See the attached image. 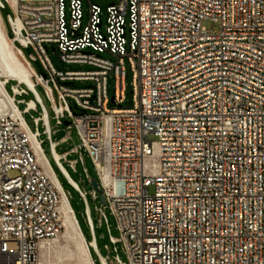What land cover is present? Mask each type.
I'll return each instance as SVG.
<instances>
[{
    "label": "built area",
    "instance_id": "1",
    "mask_svg": "<svg viewBox=\"0 0 264 264\" xmlns=\"http://www.w3.org/2000/svg\"><path fill=\"white\" fill-rule=\"evenodd\" d=\"M82 1L0 0V14L6 5L12 11L11 35L5 29L31 81L10 77L3 84L0 264H81L40 254L43 242L61 240L66 229L59 184L70 202L42 133L86 205L90 241L73 210L88 250L84 264H264V0H119L105 17L90 4L86 24ZM49 44L63 61L92 68H55ZM30 45L44 63L40 75L22 53ZM126 59L133 73L129 108L122 106ZM36 84L44 87L57 124L69 121L77 130L81 142L70 152L82 162L85 152L95 164L104 207L120 231L118 238L110 234L113 256L97 246L86 192L70 182L63 165L68 152H56L59 142ZM110 101L119 106L108 107Z\"/></svg>",
    "mask_w": 264,
    "mask_h": 264
},
{
    "label": "rangeland",
    "instance_id": "2",
    "mask_svg": "<svg viewBox=\"0 0 264 264\" xmlns=\"http://www.w3.org/2000/svg\"><path fill=\"white\" fill-rule=\"evenodd\" d=\"M118 2L119 0H83L82 1L83 23L86 24L88 22L90 4H95L98 7H100V10L102 11V16L105 17L107 7L111 4H117ZM10 13H12V11L10 7L6 5L5 8L1 9V14H0L5 24V28L7 29V32L9 35H11L10 24L8 21V14ZM205 24L209 28L216 27V25H214L211 22H205ZM21 49H22V53L24 57L30 62L31 67L37 74L40 75L42 72H45V66H44L43 60L40 54L38 53V51L32 45H30L29 47L21 46ZM47 49H48L47 54L51 62L53 63L54 67L59 70H88L92 68V66L88 64L67 63L63 61L60 58V52L58 50L52 49L50 44L47 45ZM103 56L114 59L110 54H107V53L103 54ZM125 67H126L125 100L122 103V106L125 108H129V107H132L133 105V99H132L133 97V73L130 69V64L127 59L125 60ZM108 82H109L108 92H109L110 97H112L114 94V84H115V79L112 75L109 77ZM14 83H15L14 81H10L6 85V89L8 92L11 93V85ZM84 83L85 82L76 81L74 86L79 87L83 85ZM36 89L38 93L40 94V96L43 98L44 103L48 110V114L50 118L49 123H50L51 130L53 131L52 138L54 141L59 142L56 146V152L58 154L68 152L67 161L63 160V165L67 169L70 176L78 183L80 188L86 192V199H87V203L90 209L91 218L93 221L96 243L101 253L103 255H107L109 253V250H112L114 248V244L111 242V239H110V234L118 238L120 236V231L118 229L115 216L111 213L108 207H104V204L100 199V193L97 194V197H95L94 195V187L92 185L91 180L97 178V170H96L95 164L85 152H83L84 162L81 161L79 153L70 152L74 147L79 146L81 142L77 130L74 127L68 128L67 125L65 124H62V125L57 124V121L54 118V113L51 108L50 101L46 97L44 87L40 84H36ZM54 96H55V99L57 100L56 90H54ZM24 97L26 99H30L32 98V95H28ZM18 98H20V96H18ZM70 104L72 108L74 109V104L72 100H70ZM118 106L119 104H115L112 101H110L108 105V107L110 108L118 107ZM19 108L23 109L24 104L20 103ZM39 111H40V108L38 112H33V115L38 116ZM75 111L78 112L77 110ZM24 117L29 127L31 129H34L35 124L31 117V114L25 113ZM39 129L42 133L43 127L41 125L39 126ZM40 138L43 140L42 148L44 150V153L50 160V163L55 173L57 174L59 181L62 183L63 188L67 191L69 195L70 203L74 210V213L79 223V226L81 228V231L84 237L86 238V240L90 241L92 239V234H91V230L89 228L87 218H86L85 202L81 198L79 192L68 183V181L66 180V178L61 173L58 166L56 165L53 159L52 153L50 151L49 141L47 140L46 134L42 133ZM149 139L157 140V136H155L154 134H150ZM70 161H76L75 166H72L69 163ZM85 168H87V172L85 171ZM153 192H154V187L151 186L150 193H153ZM99 208H102L103 211L105 212L106 219L100 214L98 210ZM65 242H66V239L64 236H62L61 240H59L58 243H61L62 245H64L66 244ZM117 246H118V254L120 255L121 259L127 262L128 259H127L125 251L122 248V244L118 243ZM92 253L94 257H96L93 250H92ZM109 254L112 256L114 255L113 252ZM52 255L53 257L51 258V260H54V261H58L62 263H80L77 258H73L67 255V253L57 251L56 249L52 251Z\"/></svg>",
    "mask_w": 264,
    "mask_h": 264
},
{
    "label": "bare ground",
    "instance_id": "3",
    "mask_svg": "<svg viewBox=\"0 0 264 264\" xmlns=\"http://www.w3.org/2000/svg\"><path fill=\"white\" fill-rule=\"evenodd\" d=\"M10 77H16L22 81L24 80L31 83L28 71L19 58L16 47L8 36L0 15V105L2 106L8 105L7 101L2 97V94H5L3 84L6 79ZM31 137L33 146L36 148L39 158L44 161V156L38 149V143L35 140L34 135H31ZM48 169L50 171V168ZM70 182L75 186L77 185V182L71 176ZM59 189L62 196L61 210L63 212V220L66 228L62 236L65 237L66 244L62 245L61 243H58L59 241L43 242L41 244L40 254L42 258L52 257V251L56 249L57 251L67 253V255L73 258H77L81 264H84L88 259L87 246L78 229L71 203L66 194L62 192L63 190L61 189L60 184Z\"/></svg>",
    "mask_w": 264,
    "mask_h": 264
},
{
    "label": "water",
    "instance_id": "4",
    "mask_svg": "<svg viewBox=\"0 0 264 264\" xmlns=\"http://www.w3.org/2000/svg\"><path fill=\"white\" fill-rule=\"evenodd\" d=\"M52 49H54V47H52ZM64 123L65 125H68L69 121H65ZM92 185L96 191L100 192V199L103 202V204H105V198L104 195L102 194V190L99 188V183L97 179H92Z\"/></svg>",
    "mask_w": 264,
    "mask_h": 264
}]
</instances>
